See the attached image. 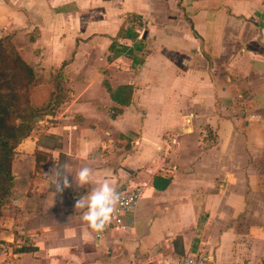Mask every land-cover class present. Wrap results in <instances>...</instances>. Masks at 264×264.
Segmentation results:
<instances>
[{
    "label": "crops",
    "instance_id": "0c3cea01",
    "mask_svg": "<svg viewBox=\"0 0 264 264\" xmlns=\"http://www.w3.org/2000/svg\"><path fill=\"white\" fill-rule=\"evenodd\" d=\"M3 37L54 109L16 150L1 264L264 260V0H0ZM65 161L143 188L132 231L97 238Z\"/></svg>",
    "mask_w": 264,
    "mask_h": 264
},
{
    "label": "trees",
    "instance_id": "16d2710c",
    "mask_svg": "<svg viewBox=\"0 0 264 264\" xmlns=\"http://www.w3.org/2000/svg\"><path fill=\"white\" fill-rule=\"evenodd\" d=\"M2 40H9L11 42L10 37L0 38L1 46L4 45ZM6 46L10 48L9 56L6 57L4 62L5 68L3 70L0 69V130L6 129L8 131L5 134L4 132H0V217L1 207L6 200L9 190L13 186L12 159L16 154V150L31 135L34 124L54 109V105L49 104L42 106L41 109H38V112H35L33 106L30 105L32 111H24L25 118L20 115L21 113L19 114L13 104L14 99H20L26 93L25 88H28L30 84L37 81L39 77L33 68L21 58L12 44L9 43ZM21 80L29 85L21 87L23 83ZM59 94L56 96L59 97ZM9 96L10 98L7 99ZM10 119L11 122L9 124L8 120ZM17 120L21 123L17 124ZM28 120H31L30 123H28ZM164 183L163 186H158V189L163 190L166 188L168 181Z\"/></svg>",
    "mask_w": 264,
    "mask_h": 264
},
{
    "label": "clouds",
    "instance_id": "9594fccd",
    "mask_svg": "<svg viewBox=\"0 0 264 264\" xmlns=\"http://www.w3.org/2000/svg\"><path fill=\"white\" fill-rule=\"evenodd\" d=\"M71 165L65 161L59 166L56 165L51 171L53 173V184L57 192L62 193L69 188L68 177L72 175L74 182L79 186L96 184L94 188L83 198L76 201V209L86 207L87 210L82 214V220L87 223L91 230L101 238L108 225L111 223L117 206L121 203L122 193L118 192L108 180L97 183L94 170L85 165L70 173ZM85 201L87 202L85 204Z\"/></svg>",
    "mask_w": 264,
    "mask_h": 264
},
{
    "label": "rangeland",
    "instance_id": "374dc122",
    "mask_svg": "<svg viewBox=\"0 0 264 264\" xmlns=\"http://www.w3.org/2000/svg\"><path fill=\"white\" fill-rule=\"evenodd\" d=\"M2 42H4L3 43L4 45H2V46L0 45V69L1 70H3L5 68L4 62L6 60V57L9 56L10 48L7 47L6 45L10 43V44H12L15 47V45H14V43L12 41L10 42L9 40H2ZM49 80H50V78H47V79L44 78V80H42V81L38 79L34 83L30 84V86L28 88H25L26 89L25 90L26 93H24V95H22L20 97V99L19 98L18 99H14L13 104L17 108V111L19 112V114L21 113L20 115L23 118H25V116H26L24 111H32L30 109V105L33 106V109H34L35 112H38L39 111L38 109H41V107L44 106V105H42V106H40V105H41V102L47 100V98L49 96L48 95L49 92H50V87H49L50 82H49ZM21 81H23V80H21ZM21 85H22L21 87H24V86L27 87L29 84H27V83H25L23 81V83ZM9 98H10V96L7 99H9ZM26 103H28L29 105L26 104ZM30 121L31 120H28V123H30ZM10 122H11V119L8 120L9 124H10ZM16 123L19 124L21 122L19 120H17ZM36 124H34V126H36ZM0 132H4V134L8 133V131L6 129H2V130H0ZM14 157H13L12 161H14ZM12 167H13V164H12ZM12 175H13V172H12ZM12 190H13V186L9 190L8 195L6 197V200H5L4 204L1 207V217H0V255H2L3 252L6 251L7 249H8L7 251H10L11 248L13 247L12 245H19V244H17V242L5 241L4 240V234H3V226H2V224H3V220H4V215L2 213L3 212L2 210H3V207H5V205L7 203L6 201H8L7 199L9 198V195L11 194ZM6 245H10V247L8 248V246H6ZM12 250H14V249L12 248ZM0 264H1V262H0Z\"/></svg>",
    "mask_w": 264,
    "mask_h": 264
},
{
    "label": "built area",
    "instance_id": "2783aa9c",
    "mask_svg": "<svg viewBox=\"0 0 264 264\" xmlns=\"http://www.w3.org/2000/svg\"><path fill=\"white\" fill-rule=\"evenodd\" d=\"M118 192L122 193L121 203L117 206V211L114 213L111 223L105 231L113 230L128 233L134 229V222L127 221L126 217L137 209L139 201L143 196V188L137 187L132 190H119ZM97 238L101 237L97 234ZM175 264H198V262L193 258H186ZM258 264H264V260L259 261Z\"/></svg>",
    "mask_w": 264,
    "mask_h": 264
}]
</instances>
